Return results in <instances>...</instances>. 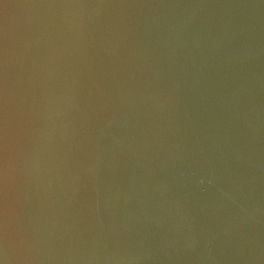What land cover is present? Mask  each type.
<instances>
[{"label": "water", "instance_id": "95a60500", "mask_svg": "<svg viewBox=\"0 0 264 264\" xmlns=\"http://www.w3.org/2000/svg\"><path fill=\"white\" fill-rule=\"evenodd\" d=\"M0 264H264V0H0Z\"/></svg>", "mask_w": 264, "mask_h": 264}]
</instances>
